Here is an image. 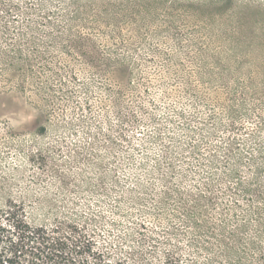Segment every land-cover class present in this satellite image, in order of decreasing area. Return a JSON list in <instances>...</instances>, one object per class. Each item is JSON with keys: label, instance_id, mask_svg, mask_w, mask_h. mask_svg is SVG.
<instances>
[{"label": "rangeland", "instance_id": "rangeland-1", "mask_svg": "<svg viewBox=\"0 0 264 264\" xmlns=\"http://www.w3.org/2000/svg\"><path fill=\"white\" fill-rule=\"evenodd\" d=\"M215 120L228 123L226 185L264 189V0H0V210L88 221L122 258L113 222L144 216L134 200L116 214L119 200L149 196L147 176L192 157L199 121ZM239 203L217 212L257 238L264 200ZM191 241L172 238L180 264H206Z\"/></svg>", "mask_w": 264, "mask_h": 264}, {"label": "trees", "instance_id": "trees-1", "mask_svg": "<svg viewBox=\"0 0 264 264\" xmlns=\"http://www.w3.org/2000/svg\"><path fill=\"white\" fill-rule=\"evenodd\" d=\"M117 68L124 78L127 75L126 81L130 84L129 66L121 63ZM129 114L127 112V117ZM227 125L220 120L199 121V142L193 146L195 153L192 157L176 154L166 162L168 171L159 166L156 177L147 176V182L155 180L149 186L144 185V192L149 196L119 200L120 210H116V214L122 212L127 217L123 208L134 200L139 206L137 210L144 216L137 220L125 222L121 218L113 222L114 227L122 232L120 238L130 241L126 256L113 258L111 251L99 246L88 221L36 222L27 219L23 208L12 206L0 210V264H153L156 250L163 249V246L164 251L157 257L162 259V264H180V248L172 243V238L179 239L180 234L191 237L196 253L204 249L208 252L206 264H264V211L257 214L258 218L251 219L261 225L256 231L257 238L247 235L246 227L239 230L228 228L222 212H217L220 205L227 210L232 204L240 205V199L264 200V189L255 181H250L249 185L240 181L237 187L225 183L231 176L232 166L228 155L231 142L226 137ZM169 138L173 139L171 134ZM204 150L211 154H204ZM258 169L264 171L263 166ZM232 170L233 176L239 174L237 169ZM145 204L148 209L143 211L140 208ZM212 210L218 213L215 221L209 217L212 214L208 211ZM177 221L183 223L182 229L177 228ZM219 223L223 226H218ZM152 253L153 256L149 257Z\"/></svg>", "mask_w": 264, "mask_h": 264}]
</instances>
